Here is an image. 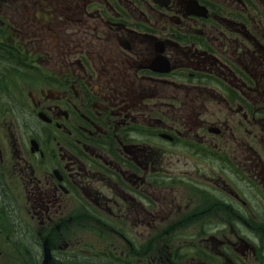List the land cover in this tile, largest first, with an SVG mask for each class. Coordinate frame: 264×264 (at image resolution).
<instances>
[{"label": "flooded vegetation", "instance_id": "obj_1", "mask_svg": "<svg viewBox=\"0 0 264 264\" xmlns=\"http://www.w3.org/2000/svg\"><path fill=\"white\" fill-rule=\"evenodd\" d=\"M187 79L198 92L216 86L223 127L180 109L186 95L200 99ZM11 107L0 244L19 264H44L47 246L48 264H264V152L250 138L236 150L222 142L225 131L238 142L235 115L249 136L259 127L264 148V0H0L1 122ZM203 149L216 151L222 179L170 167L169 156L198 159ZM157 192L179 207L160 217ZM73 212L99 220L90 229L121 237L130 253L119 240L55 244L62 226L73 231ZM138 216L164 220L169 235L180 219L198 230L154 259L124 229ZM213 219L218 235L206 231Z\"/></svg>", "mask_w": 264, "mask_h": 264}, {"label": "rangeland", "instance_id": "obj_2", "mask_svg": "<svg viewBox=\"0 0 264 264\" xmlns=\"http://www.w3.org/2000/svg\"><path fill=\"white\" fill-rule=\"evenodd\" d=\"M209 28L210 27H207V29ZM248 29L250 30L249 27ZM239 39L242 41V38L239 37ZM184 82L186 84L187 89L197 87V84L194 82H191L190 79H187V81L184 80ZM198 90H199V87H197L195 91H192L191 95H193L194 93L199 94L200 99L195 100L191 98L190 96L186 95L185 96L186 104L184 106H181L180 109H184L189 115V114H192V110L195 107V109H199L201 111L202 120L211 121L212 124L219 126V127H223V125L219 123L218 121L219 120H222L223 122L226 121L225 115L228 114L229 112L227 111L226 106H224L223 104H218V102L216 101L218 97L215 91L217 90L216 86H211L207 83H201L200 92H198ZM9 110H10L8 113L9 117H7V115H4L2 122L0 121V140L2 143V148L8 145V140L12 139L13 132H14V128L11 122L8 127V122L6 121L9 119L11 120V117L13 116V114L18 112L17 108L11 107L9 108ZM234 117L236 121L238 122V124L240 125L239 128L237 127V132L240 133L239 134L240 136L236 135L238 137L237 143L234 141H229L228 143L227 141L231 137H230V134L227 133V131H225V138L222 140L224 144V148L225 147L228 148V145H229V147L232 146V148L236 150L240 147L241 142H243V144L246 145L248 138H250L251 146H253V148L256 151L258 150V148H261L264 152V148H262L261 144L259 143L257 139L256 140L259 144L254 143L256 142L254 140V135H256L257 132L259 134L261 132L259 127L251 124L249 126V130L253 132V135L251 134V136H249V134L247 133V129L242 128L243 126L240 122V117L235 116V115ZM241 128H242V132H241ZM214 133L218 134V132H214ZM212 137H214V135L212 136V134H209L208 140ZM154 143L157 146L162 145V142H160V140H157V139H154ZM201 152L202 154H200L201 156L198 159L193 158V157H188V156H185V157L175 156L174 158L171 159L169 156V159L171 160L169 162L170 163L169 165L170 167L173 166L174 168H179V169L183 168L185 172L191 173L192 175L194 173L195 174L194 177L197 178V182H199L198 179H204L203 177L205 175H207L208 177L211 176L212 178H215L218 180L222 179L224 176H222L223 174L220 168L215 166V162L219 161V159L213 154V152H216V151L215 150L213 151L212 149H210V152L206 150L201 151ZM220 153H221V150H220ZM262 154L264 155V153ZM249 157L250 159H254L256 157L251 149L249 151ZM165 159L167 160V157H165ZM211 184L212 182L210 180L208 181L207 186H210ZM199 185L203 187L206 186L204 183H201ZM156 194L157 195H156V200H154V203H155L154 207H155V210H157L158 212L159 211L161 212L159 214L160 217H164L168 215L171 210L175 209L176 207H179L177 202L174 200L173 195L164 196L163 193H159V192H157ZM137 214L140 215L139 212H137ZM29 220L33 222L31 219ZM71 220H72V224H70V226L72 227L73 231L70 232V230L67 228L66 225L62 226L61 229L56 232L57 235L52 236V238L55 237L54 239L55 244L61 243V241H63L65 244L68 243V245L69 243H75L76 245L73 248L79 245L81 246L83 244L85 246L87 244H90V245H94L98 249H104L119 240L121 247L124 249V251H126L127 253H130L131 250H129V246L126 244V242L121 237H117L118 238L117 239L115 238L114 236L115 234L113 233L112 234L105 233L102 235L97 234V233H94L90 229L93 227H96L97 229L100 228L98 224L100 222L99 220H93L91 218H85L82 216H78L77 213L75 212H73V214L71 215ZM158 222H159V219L153 220L151 222L150 218L146 219L143 216H138L135 218L128 219L127 224L124 226L125 231L128 233L131 240H133L134 245H136L137 249L139 251H145V252L147 249L149 250L152 249L154 259L162 260L164 258V256L167 254L166 250L168 248V244H173L175 247H178L182 243H185L184 241H180L179 239V236H181V233L185 232L184 234H187V236L190 237V236H193V234H195V232L198 230L197 228L193 226L188 227L187 224H183L182 220L180 219V220L175 221V224L173 225L172 233L171 235H169V234H165L164 220H161L160 224H158ZM218 226H219V220L213 219L211 222L209 221L207 223L206 231L212 235H218V231L216 230V227ZM156 227H158V231L155 230ZM103 231L105 232L107 231V229L104 228ZM52 232L54 231L52 230ZM14 236L16 237V240H17L18 239L17 234H14ZM12 238L14 239L13 236ZM3 239H4V235H3ZM16 240L14 239L13 241L15 242ZM168 240H170V242ZM2 242L3 243L0 244V252H1L0 256L2 254L4 255H3V258L2 257L0 258L2 259L10 258V261L8 262V264H19L18 262L19 257L16 254V251L14 250L12 245H9L7 240H2ZM78 253L82 254V252H78ZM191 262L193 264H203V261H198V260L191 261ZM2 264H5V263H2Z\"/></svg>", "mask_w": 264, "mask_h": 264}]
</instances>
